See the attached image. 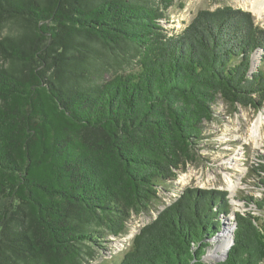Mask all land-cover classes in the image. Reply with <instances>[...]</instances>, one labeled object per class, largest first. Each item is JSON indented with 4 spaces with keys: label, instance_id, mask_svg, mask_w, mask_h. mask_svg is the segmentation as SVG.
I'll return each instance as SVG.
<instances>
[{
    "label": "trees",
    "instance_id": "16d2710c",
    "mask_svg": "<svg viewBox=\"0 0 264 264\" xmlns=\"http://www.w3.org/2000/svg\"><path fill=\"white\" fill-rule=\"evenodd\" d=\"M172 1L0 0V264L95 259L157 207L218 97L261 106L251 12L198 9L168 34ZM256 169L264 187V154ZM231 211L228 192L185 188L109 264H206ZM232 223L215 264H264V218L235 211Z\"/></svg>",
    "mask_w": 264,
    "mask_h": 264
},
{
    "label": "rangeland",
    "instance_id": "374dc122",
    "mask_svg": "<svg viewBox=\"0 0 264 264\" xmlns=\"http://www.w3.org/2000/svg\"><path fill=\"white\" fill-rule=\"evenodd\" d=\"M222 6L251 12L255 24L264 31V15L256 14L250 8L248 0H173L165 12L163 20L166 21L162 26L168 34L178 32L198 9L212 10ZM260 56L259 51L252 54L251 70L260 64ZM213 109V119L204 121L202 139L194 148L192 157L180 165L173 185L167 191L158 192L157 207H152L148 212L132 214L127 234L103 242V248L98 249L96 258L84 264H109L111 255L120 253L140 227L151 221L158 210L175 200L185 188L226 191L232 212L252 211L254 215L264 218V210L253 204L248 205L245 201L248 196L264 201V187L259 184L260 177L256 169L259 155L264 154V101L260 107L236 104L232 108L218 97ZM257 119L262 125L259 135L255 136L252 126ZM232 212L226 216L220 215L223 224L221 229L206 240L208 246L203 259L207 264L217 262L207 259L206 254L222 227L228 225L230 231H233Z\"/></svg>",
    "mask_w": 264,
    "mask_h": 264
},
{
    "label": "bare ground",
    "instance_id": "6f19581e",
    "mask_svg": "<svg viewBox=\"0 0 264 264\" xmlns=\"http://www.w3.org/2000/svg\"><path fill=\"white\" fill-rule=\"evenodd\" d=\"M248 4L256 14L264 15V0H248ZM261 125L262 122L259 119L253 124L252 129L255 136L259 135ZM230 235V227L224 225L219 235L214 239L212 246L209 248L206 258L212 261L220 260V258L222 259L228 250Z\"/></svg>",
    "mask_w": 264,
    "mask_h": 264
},
{
    "label": "water",
    "instance_id": "95a60500",
    "mask_svg": "<svg viewBox=\"0 0 264 264\" xmlns=\"http://www.w3.org/2000/svg\"><path fill=\"white\" fill-rule=\"evenodd\" d=\"M232 212V211H231ZM232 217L234 218V212H232ZM223 225V224H222ZM233 227V229H234V224L232 225ZM233 232V231H232ZM232 232H231V235H230V244H229V246L231 245V243H232ZM229 246H228V248H229ZM227 253V252H226ZM226 257V254L224 255V257L222 258V259H220V260H223L224 258ZM204 260V259H203ZM217 262H218V260H216ZM205 262V261H204ZM206 263V262H205ZM216 263V262H215ZM215 263H212V264H215ZM207 264V263H206Z\"/></svg>",
    "mask_w": 264,
    "mask_h": 264
}]
</instances>
